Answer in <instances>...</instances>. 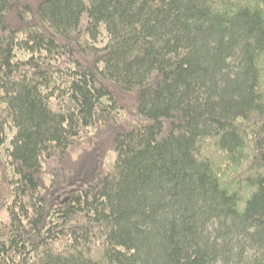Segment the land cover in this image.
Wrapping results in <instances>:
<instances>
[{
	"label": "trees",
	"instance_id": "trees-1",
	"mask_svg": "<svg viewBox=\"0 0 264 264\" xmlns=\"http://www.w3.org/2000/svg\"><path fill=\"white\" fill-rule=\"evenodd\" d=\"M0 170V264H264V0H0Z\"/></svg>",
	"mask_w": 264,
	"mask_h": 264
},
{
	"label": "rangeland",
	"instance_id": "rangeland-1",
	"mask_svg": "<svg viewBox=\"0 0 264 264\" xmlns=\"http://www.w3.org/2000/svg\"><path fill=\"white\" fill-rule=\"evenodd\" d=\"M106 43V37L104 32L101 33L98 39L99 45H104ZM236 66V65H235ZM16 129L14 127H9L7 132L8 142H10L11 138L14 136ZM117 154L116 152L110 150L107 152L104 165L108 169L114 167L115 160ZM2 172L0 170V180H1ZM237 241L231 245V249L229 252L222 255V259L220 258L216 264H253V262L263 256V249L256 243L250 241L249 239H241L240 243L236 244ZM240 245V246H239ZM224 260V261H223Z\"/></svg>",
	"mask_w": 264,
	"mask_h": 264
}]
</instances>
